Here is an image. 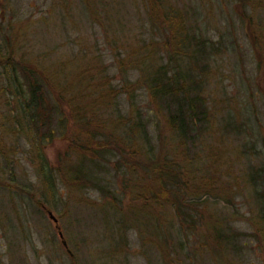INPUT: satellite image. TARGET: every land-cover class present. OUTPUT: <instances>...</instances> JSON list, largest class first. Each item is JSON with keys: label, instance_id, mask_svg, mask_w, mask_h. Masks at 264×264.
Wrapping results in <instances>:
<instances>
[{"label": "rangeland", "instance_id": "1", "mask_svg": "<svg viewBox=\"0 0 264 264\" xmlns=\"http://www.w3.org/2000/svg\"><path fill=\"white\" fill-rule=\"evenodd\" d=\"M238 2L0 0V264H91V252L98 251L101 255L108 253L109 248L105 247L110 235L107 232V223L104 224L103 214L91 202L97 200L101 204L112 201L117 204V199L118 203L129 206V202L133 201L131 191L135 185L140 183L137 191H147L151 185L153 177L143 172L140 167L139 172L127 170L126 176H118L108 160L98 159L87 162V167L94 169L98 177H103L102 183L107 182L111 192L106 194L94 186L78 193L70 192L59 173L54 172L53 187L56 194L50 196V186L37 155L33 152L32 142L19 132L21 130L16 125H12V128L9 126L12 119L7 101L11 95L6 94L8 91L4 90V85L6 86L5 72H12L13 63H27L29 66L37 61L49 71H52L51 67H65L69 74H73L82 61L84 67H80L79 72H85L91 77L93 71L89 68L94 64H104L106 74L113 76V83L121 85L123 80L115 64L116 50L111 45L117 32L111 31L110 25L123 28L116 41L117 47L120 46V50L124 51L130 43L141 39L167 41L168 38L164 39L166 35L163 32V28L167 26L163 21L164 17L159 20L161 15L165 11L186 14L193 36L197 40L205 39V42L213 45L209 48L212 51L209 64L205 58L194 62L199 69L196 80L203 82L199 91L202 92L203 89L207 98L206 105L212 112L210 118L214 120V125L216 123L211 132L201 131L199 140L194 144L197 147V151L194 150L197 157L203 160L205 153L229 156L235 164L236 173L242 174H248L251 163L257 168H264V100L258 93L261 88L264 91V56L261 53H264V39L260 42L251 40L245 19L241 16L244 11L243 4ZM258 11L257 15L264 19V11ZM119 15L122 17L120 22L116 20ZM262 24L264 25V20ZM196 39L194 38L195 42ZM98 55L100 60L97 61L95 57ZM163 55L167 57L165 51ZM34 65L40 69L37 64ZM207 66L212 69L209 75L204 71ZM200 67H203L202 71ZM18 76L27 84L21 70ZM94 87L93 85L92 89ZM95 97L93 92L90 98ZM120 102L126 112L130 105L125 95L121 96ZM137 104L149 116L147 122L150 142H145L144 136L141 137V142L155 147V155L158 157L156 159H161L162 162L168 159L167 161L172 162L173 166L168 167L171 171L178 173L184 170L180 154L183 150L179 143L178 149H175L177 143L172 140L167 119L163 116L155 118V111L151 113L150 98L144 89L138 92ZM66 111L71 114L68 106ZM229 114L233 117L231 123L227 118ZM70 119L72 124L73 116ZM234 121L238 128L241 125L240 129L235 130ZM76 126L73 127L74 131ZM71 136L69 127L68 134H58L45 145L48 169L60 162V150L69 153L66 148L71 144ZM143 154L145 153L137 154V157H143V160ZM144 178L145 183L142 181ZM147 181L150 182L146 184ZM233 181L239 185L236 179ZM241 181L247 182V186L236 190V199L231 209L239 212L230 214V220L235 226L233 228L237 232H247L238 242L242 248L239 255L234 249L222 253L224 248L221 243V248H216V233L208 230L210 214L205 215L196 226L186 221L180 226V220L176 218L173 210L158 209L151 202L141 218L152 224L159 217L164 224L162 229H168L166 243L161 247L147 243L146 235L153 237L158 245V237L152 228L146 234L143 230L130 227L127 246H123L124 252L116 248L114 256L109 259L110 263L264 264L261 233L252 222L258 214L259 202L255 197L251 177L242 176ZM259 190L263 192L264 186H259ZM166 191L171 202L183 200V194L178 193L176 186ZM183 193L186 191L183 190ZM80 196L84 199H78ZM135 203L137 206L146 204L143 199L135 200ZM219 205L224 211L229 209L223 207L221 202ZM136 209L142 210L140 207ZM49 210L58 221L50 217ZM171 226L173 234L177 235L171 234ZM111 237L117 243V232ZM64 240L67 245L63 243ZM158 240L159 243L163 241L160 238ZM179 241L181 242L178 243ZM125 255H128L130 263L121 260ZM227 257L229 260L223 259Z\"/></svg>", "mask_w": 264, "mask_h": 264}, {"label": "trees", "instance_id": "2", "mask_svg": "<svg viewBox=\"0 0 264 264\" xmlns=\"http://www.w3.org/2000/svg\"><path fill=\"white\" fill-rule=\"evenodd\" d=\"M238 1L243 4L244 11L241 12V16L245 19L249 37L252 41H263L264 19L257 13H259L258 10L264 11V0ZM162 17L167 26L163 28L166 35L164 39L168 38L167 41H155V38L141 39L130 43L124 51L120 50V46L117 47L116 41L120 38L119 32H123V28H114L110 25L111 31L117 32L113 39L114 43L111 45L116 50L115 64L123 80L121 85L113 83V76L106 74L104 64H94L89 68L93 71L92 77L87 76L85 72H79L78 69L84 67L82 61L79 62L78 69L73 74H69L65 67L59 69L55 66L56 68L51 67L52 71H49L45 65L37 61L29 66L27 63L26 65L13 63L12 72H5L4 90L8 91L6 94L11 95V98L14 96L13 100L8 98L7 101L12 119V124L9 126L12 128V125H16L21 130L19 132L25 134L32 142L33 152L36 153L50 186L48 195L56 194L53 187L54 172L59 173L63 184L69 188L70 192L85 191L90 186L97 187L106 194L111 192L110 185L107 182L102 183L103 177H98L94 169L87 167V162H95L98 159L108 160L118 176H126L127 170L133 173L139 172L140 167L143 172L153 177L147 191H137L140 183L133 187L131 191L133 201L129 202V206L118 203L117 199V204L112 201L101 204V201L97 200L91 202L103 214L104 224L107 223V232L110 233L105 247L109 248L108 253L101 255L98 251L91 252L89 261L91 264H111L109 259L114 256L116 248L120 252L124 250L123 246L126 248L130 227L143 230L146 234L149 228H152L158 237L156 239L158 245L154 238L148 235H146L147 243H153L156 247L166 243L168 229H162L163 221L156 217L157 221L151 224L150 221L145 222L141 218L151 202L158 209L173 210L176 218L180 220V226H183L184 221L196 226L205 218V215L210 214L208 230L216 233L214 240L219 246L216 248L220 249L222 244L224 248L222 253L234 249V252L239 255L242 248L238 242L241 236L247 235V232H237L233 228L230 216L239 212L231 210L236 199V190H242L247 186V182L241 181L242 176L251 177L254 185L259 206L258 214L252 222L257 225L264 246V191L259 190V186H264V168H257L251 163L248 174H242V172L238 174L231 157L205 153V158L201 160L195 152L197 147L194 144L199 140L201 131L211 132V128L216 126L214 120L210 118L212 112L206 105V95L203 89L202 92L199 91V86L203 82L196 80L199 69L194 63L197 59L205 58L209 64L210 54H212L209 48L213 45L205 42V39L197 40L195 35L193 36L186 14L165 11L159 20H162ZM116 20L122 21L121 15ZM194 44L195 47H193ZM164 51L167 57L163 55ZM261 53L264 56L263 51ZM95 59L100 60L99 55ZM9 60L11 61V58ZM200 68L202 71L203 67ZM20 70L27 84L23 82L21 76H18ZM204 71L209 75L212 69L207 66ZM93 85L95 87L92 89ZM140 89L148 92L151 113L155 111L153 116L155 118L163 116L167 119L172 140L177 143L175 149H178L180 145L183 150L180 154L185 168L181 172L171 171L168 167L173 166L172 162L167 161L168 159L164 162L156 159L158 157L155 155V147L146 146L141 142L143 136L145 142H150L151 135L147 122L149 116L141 111L137 104ZM93 92L96 97L91 99ZM258 93L264 100L262 88L261 91L258 90ZM122 95H125L130 105L126 112L123 111L120 102ZM67 106L71 114L66 111ZM70 116H73L72 124ZM227 118L231 123L232 115L229 114ZM234 124H236L235 130L241 128V125L238 128L235 121ZM75 126L76 131L73 129ZM69 127L72 133L71 144L66 148L69 153L60 150L58 152L60 162L57 166L51 165L48 169L45 145L53 141L58 134L61 136L68 134ZM141 153H145L143 160V157H137V154L141 155ZM233 179H236L239 185L235 184ZM142 181L145 183L146 179ZM149 182L147 181L146 184ZM173 186H176L178 193L183 194L182 201L171 202L168 198L166 190ZM183 190L187 194L183 193ZM80 198L84 199L82 196L78 197ZM48 199L52 200L49 197ZM140 199H143L146 204L137 206L135 200ZM219 202L229 209L224 211ZM54 205L58 206L57 203ZM138 207L144 211L137 210ZM171 228V234H173V227ZM115 232L118 237L117 243L111 237ZM159 238L163 240L160 243ZM223 259L229 260L228 257ZM121 260L124 263H130L128 255Z\"/></svg>", "mask_w": 264, "mask_h": 264}, {"label": "water", "instance_id": "3", "mask_svg": "<svg viewBox=\"0 0 264 264\" xmlns=\"http://www.w3.org/2000/svg\"><path fill=\"white\" fill-rule=\"evenodd\" d=\"M49 215L52 219H54V221H58L57 217L54 215V213L51 210H49ZM60 235L63 237L62 232L60 233ZM64 244L67 245V242L65 240H64Z\"/></svg>", "mask_w": 264, "mask_h": 264}]
</instances>
